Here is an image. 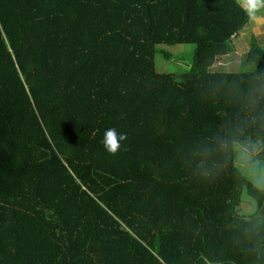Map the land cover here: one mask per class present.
I'll use <instances>...</instances> for the list:
<instances>
[{
  "label": "trees",
  "instance_id": "16d2710c",
  "mask_svg": "<svg viewBox=\"0 0 264 264\" xmlns=\"http://www.w3.org/2000/svg\"><path fill=\"white\" fill-rule=\"evenodd\" d=\"M251 20L236 0H0V264H264V190L216 150L264 139V48L212 70ZM179 44L188 69L158 72Z\"/></svg>",
  "mask_w": 264,
  "mask_h": 264
},
{
  "label": "clouds",
  "instance_id": "9594fccd",
  "mask_svg": "<svg viewBox=\"0 0 264 264\" xmlns=\"http://www.w3.org/2000/svg\"><path fill=\"white\" fill-rule=\"evenodd\" d=\"M236 3L251 19H255L257 13L264 9V0H236ZM257 91L264 93V88L254 90L249 94L248 99L252 108H255L258 103ZM242 135L243 129L241 128L237 130L235 136L218 137L216 150L224 153L226 159L234 156L235 162L240 165L242 171L251 176L255 186L264 190V162L257 158L261 152H264V139L247 137L241 140L239 137ZM127 139V133L119 132L115 127H109L105 130L101 143L109 154L115 155L121 150V142ZM212 151L213 149L210 148L205 149V154H210ZM218 166L214 164V167Z\"/></svg>",
  "mask_w": 264,
  "mask_h": 264
},
{
  "label": "rangeland",
  "instance_id": "374dc122",
  "mask_svg": "<svg viewBox=\"0 0 264 264\" xmlns=\"http://www.w3.org/2000/svg\"><path fill=\"white\" fill-rule=\"evenodd\" d=\"M256 40L260 46L264 48V9L257 13V17L252 19L243 31L239 32L238 36L232 41L233 53L224 57H219L213 65L212 70L216 71L219 68L226 71H236L240 62L241 56L246 54L250 47L251 41ZM159 50L172 55L171 60L164 58L161 52L156 55L157 71L160 73H173L181 75L188 69L192 62L195 45L179 44L174 46L162 45ZM238 165V164H237ZM240 168V165H238ZM241 169V168H240ZM242 171V170H241ZM243 173L252 180L251 176ZM253 181V180H252ZM255 202L251 199L246 191L243 193V201L237 211L240 215L250 216L255 211Z\"/></svg>",
  "mask_w": 264,
  "mask_h": 264
}]
</instances>
